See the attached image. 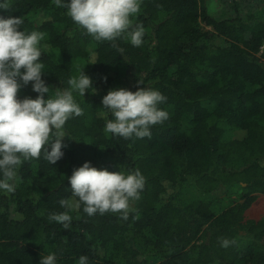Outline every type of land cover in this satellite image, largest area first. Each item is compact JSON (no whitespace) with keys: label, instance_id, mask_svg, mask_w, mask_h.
<instances>
[{"label":"trees","instance_id":"1","mask_svg":"<svg viewBox=\"0 0 264 264\" xmlns=\"http://www.w3.org/2000/svg\"><path fill=\"white\" fill-rule=\"evenodd\" d=\"M0 16L45 33L50 96L83 66L95 89L73 93L83 115L64 126L63 157L24 161L15 190L0 191V264H38L50 252L57 264L80 255L89 264H264V212L245 215L264 199V0H143L139 47L126 34L96 41L53 0H13ZM145 86L167 98L159 107L169 119L150 139L106 133V92ZM17 95L37 94L30 83ZM85 161L145 177L127 220L89 217L81 205L67 229L49 221L65 211L61 199L74 201L68 177ZM223 238L234 243L223 248Z\"/></svg>","mask_w":264,"mask_h":264},{"label":"clouds","instance_id":"2","mask_svg":"<svg viewBox=\"0 0 264 264\" xmlns=\"http://www.w3.org/2000/svg\"><path fill=\"white\" fill-rule=\"evenodd\" d=\"M143 0H53L58 8L66 9L67 15L96 41H115L127 36L134 47L143 43L145 35L142 24H134L133 18L140 13ZM13 0H0V10L9 11ZM21 16H0V191L13 192L18 171L24 161L39 159L44 153L49 164H55L63 155L68 136L64 126L73 117L83 115V109L73 93L83 97L92 87V79L83 67L78 75L68 80V87L50 96L49 86L42 78L44 64L41 62L40 41L45 33L21 28ZM96 63L93 57L86 64ZM31 83L35 98H18V91ZM166 97L151 87L109 89L102 97V111L106 119L104 130L124 139L151 138V128L169 119L166 110L159 107ZM69 137V136H68ZM50 149V150H49ZM74 201H59L65 211L51 213L49 221L67 229L73 210L89 217L105 213H118L127 220L132 211L131 202L140 199L145 177L139 169L110 171L96 168L85 161L72 170L68 177ZM234 241L220 240V246L228 248ZM38 264H57V254L50 252L40 256ZM77 264H89L87 255H80Z\"/></svg>","mask_w":264,"mask_h":264},{"label":"rangeland","instance_id":"3","mask_svg":"<svg viewBox=\"0 0 264 264\" xmlns=\"http://www.w3.org/2000/svg\"><path fill=\"white\" fill-rule=\"evenodd\" d=\"M211 0H209L210 2ZM264 199L262 195H258L256 200L251 204V206L246 211L245 215L248 218H259L264 212Z\"/></svg>","mask_w":264,"mask_h":264}]
</instances>
